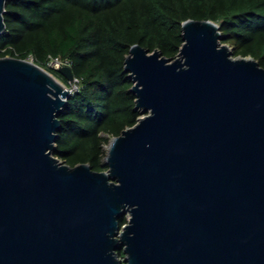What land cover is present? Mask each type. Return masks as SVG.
I'll list each match as a JSON object with an SVG mask.
<instances>
[{
  "label": "water",
  "instance_id": "water-1",
  "mask_svg": "<svg viewBox=\"0 0 264 264\" xmlns=\"http://www.w3.org/2000/svg\"><path fill=\"white\" fill-rule=\"evenodd\" d=\"M181 30L174 60L130 48L143 116L102 172L55 156L68 86L0 58V264H264V68L212 21Z\"/></svg>",
  "mask_w": 264,
  "mask_h": 264
},
{
  "label": "trees",
  "instance_id": "trees-1",
  "mask_svg": "<svg viewBox=\"0 0 264 264\" xmlns=\"http://www.w3.org/2000/svg\"><path fill=\"white\" fill-rule=\"evenodd\" d=\"M0 36V58L32 60L63 84L51 60L68 61L79 90L59 115L55 156L76 167L105 165L106 145L143 116L124 62L133 45L176 59L182 24L209 20L234 57H252L264 68V0H9ZM125 214L120 225L125 226ZM119 259L125 260L124 251Z\"/></svg>",
  "mask_w": 264,
  "mask_h": 264
},
{
  "label": "built area",
  "instance_id": "built-area-1",
  "mask_svg": "<svg viewBox=\"0 0 264 264\" xmlns=\"http://www.w3.org/2000/svg\"><path fill=\"white\" fill-rule=\"evenodd\" d=\"M49 66L54 69H60L63 66L70 67V63L68 61H60L59 59L51 60L49 63ZM79 80L75 79L71 82H68V88L70 89L71 95L74 94L79 90Z\"/></svg>",
  "mask_w": 264,
  "mask_h": 264
},
{
  "label": "rangeland",
  "instance_id": "rangeland-1",
  "mask_svg": "<svg viewBox=\"0 0 264 264\" xmlns=\"http://www.w3.org/2000/svg\"><path fill=\"white\" fill-rule=\"evenodd\" d=\"M106 146H108V145H106Z\"/></svg>",
  "mask_w": 264,
  "mask_h": 264
}]
</instances>
